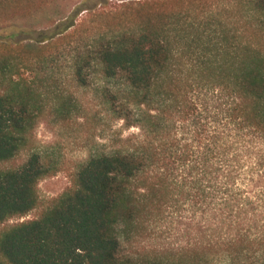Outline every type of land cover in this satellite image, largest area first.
I'll return each mask as SVG.
<instances>
[{"label": "trees", "instance_id": "trees-1", "mask_svg": "<svg viewBox=\"0 0 264 264\" xmlns=\"http://www.w3.org/2000/svg\"><path fill=\"white\" fill-rule=\"evenodd\" d=\"M50 1L0 0V31ZM110 2L85 7L101 23L89 44L77 14L0 41V264H264V0ZM60 60L80 88L109 82L106 104L137 134L3 228L39 209L50 176L30 151L35 128L77 111L52 86ZM179 211L200 243L122 252Z\"/></svg>", "mask_w": 264, "mask_h": 264}, {"label": "rangeland", "instance_id": "rangeland-1", "mask_svg": "<svg viewBox=\"0 0 264 264\" xmlns=\"http://www.w3.org/2000/svg\"><path fill=\"white\" fill-rule=\"evenodd\" d=\"M101 0H53L42 6L32 17L11 22L13 26L6 32L0 31V41L14 28L48 30L77 14L76 24L81 23V43L89 44L90 38L97 34L100 22L97 16H88L85 7L98 5ZM111 4L118 0H110ZM99 7H97V10ZM94 12V11H92ZM69 49V48H68ZM64 60L59 61L55 70L53 85L55 89L72 97L77 111L70 117L47 115L35 128L30 151L41 158L49 171L47 178L38 186L39 209L21 220H12L3 228L12 227L23 220L35 218L48 203L71 187L72 177L78 168L91 156L116 149L120 137L137 134L136 129L126 131L116 120L115 114L106 104V87L100 77H93L86 87H79L68 72ZM24 155L18 159L22 161ZM189 214L174 212L153 223L146 235L123 245L122 252L137 257L147 251L166 252L192 248L202 240L193 228L187 226ZM195 224V223H194Z\"/></svg>", "mask_w": 264, "mask_h": 264}]
</instances>
